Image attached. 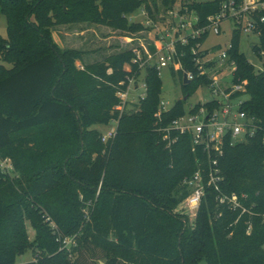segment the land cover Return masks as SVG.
Listing matches in <instances>:
<instances>
[{
	"label": "trees",
	"instance_id": "obj_1",
	"mask_svg": "<svg viewBox=\"0 0 264 264\" xmlns=\"http://www.w3.org/2000/svg\"><path fill=\"white\" fill-rule=\"evenodd\" d=\"M176 0H163L172 6ZM224 0H180V14H192L194 29L220 13ZM147 0H0L7 37H0V264H264V73H256L240 51L233 30L228 54L237 69L234 82L246 81L241 110L255 120L256 132L230 145L218 159L220 192L235 195L240 208L219 204L206 187L191 225L174 214L188 191L183 181L208 167L207 154L192 151L189 135L160 131L183 115L186 100L208 79L198 76L191 49L176 44L174 62L186 100L176 101L160 119L162 81L155 66L140 68L133 50L81 64L83 52L61 51L57 26L93 24L135 33L143 30L128 16ZM264 15V11L262 12ZM264 49V25L261 26ZM218 48V47H217ZM144 72L146 93L137 104L114 110L116 93ZM194 78L183 84V72ZM239 94H236L238 96ZM117 121L102 143L94 126ZM35 231L28 238L25 221Z\"/></svg>",
	"mask_w": 264,
	"mask_h": 264
},
{
	"label": "built area",
	"instance_id": "obj_2",
	"mask_svg": "<svg viewBox=\"0 0 264 264\" xmlns=\"http://www.w3.org/2000/svg\"><path fill=\"white\" fill-rule=\"evenodd\" d=\"M264 0H224L219 14L209 17L208 23L201 29H194L196 22L184 24L182 19L175 29L171 42L157 49L153 54L145 51V56L141 57L139 51H134L136 61H141L140 68L146 64L155 66L158 71L174 64L177 69L180 65L174 62L176 54L175 46L177 43L187 45L189 40H197L202 35L213 34L218 36L222 32L221 25L225 21H231L233 30H238L241 35L254 36L257 38L256 44H251L250 51L255 61H248L256 73H264V49L261 48V26L264 25ZM143 12V11H142ZM177 17V14H172ZM186 15V14H185ZM189 32L181 35L180 32L185 28ZM203 43L197 42L191 49L192 61L197 68L198 76H205L208 79V88L212 98L208 101L198 102L195 105L185 106V112L173 120L167 128L160 131L164 134L163 140L169 141L170 146L176 138L170 140L171 133L179 135H189L191 137L192 151L201 148L207 154L208 167L197 170L192 176L183 181V185L188 191V196L183 201L185 209L196 215V212L205 195L206 187H212L217 192L219 204H225L229 209L240 208L237 197H228L220 192L222 177L218 165V159L223 155V145L227 137L231 139L230 145L242 142L247 137H252L257 129L255 120L246 115L241 110L246 101V81L241 83L234 82V75L237 69L235 61L228 54L231 42L226 49L218 51L205 50ZM155 59V60H153ZM152 61V62H151ZM142 73V72H141ZM186 78L190 82L194 76L190 72L184 71ZM141 74L128 80L124 90L116 93L118 104L114 107L115 111L122 113L128 105L137 104L144 99L146 85L144 76L139 81ZM142 90L138 96H132L136 90ZM236 94H239L236 96ZM171 108V107H170ZM161 100L155 114L156 119H160L162 113L168 109ZM117 125V121H114ZM116 127L102 134V143H107L115 134ZM0 170L7 172L12 170L9 160H0Z\"/></svg>",
	"mask_w": 264,
	"mask_h": 264
},
{
	"label": "rangeland",
	"instance_id": "obj_3",
	"mask_svg": "<svg viewBox=\"0 0 264 264\" xmlns=\"http://www.w3.org/2000/svg\"><path fill=\"white\" fill-rule=\"evenodd\" d=\"M147 2L150 5L152 17L148 16L145 9L137 10L128 16V20L131 23H138L143 26L144 29L138 32L129 33L113 30L104 26L83 23L55 27L52 32L53 39L61 51L74 50L83 52L84 56L82 62H76V67L82 69L80 67L81 64H92L97 61H102L110 55L125 50L139 51L141 57L145 56V51L149 54H153L160 47L164 48L167 46L173 37L177 36V34L173 35V29L177 27L181 19L184 24L195 22L194 15L180 14V0H176L172 6H164L163 0H147ZM172 14H177V17H174ZM221 28L222 32L220 35L215 36L209 34L207 36L202 45L205 50L218 51L228 47L233 31L231 21H225L221 25ZM188 32L189 28L185 27L180 34L184 35ZM0 37H7L6 19L3 15H0ZM253 43H257L256 37L241 35L240 51L250 62L255 61L250 51V45ZM0 65L9 67L1 60ZM172 69L177 71L174 64H169L159 71V76L162 81L161 100L165 103L167 108L172 107L176 101L184 100L185 97L179 84L178 77L176 76L174 79L171 76ZM143 76L144 72L142 71L139 81H142ZM141 92L142 90L138 89L133 92L132 96H138ZM211 98L212 96L208 88L203 86L191 94V97L186 100L185 106L195 105L200 101H208ZM244 98L247 99V97ZM113 127H116V123L111 121L107 126H94V129L101 134H106L108 130ZM4 173L11 176L12 170H8ZM174 214L183 217L184 220L188 219V225L192 224L195 217L192 212L185 209L183 202L175 208ZM25 227L29 240L33 241L35 231L28 220L25 221ZM87 258V260H90V264H94L89 255ZM33 259L34 255L29 250L26 254L17 257L16 264H24ZM97 264L103 263L98 262ZM198 264L206 263L202 260Z\"/></svg>",
	"mask_w": 264,
	"mask_h": 264
},
{
	"label": "water",
	"instance_id": "obj_4",
	"mask_svg": "<svg viewBox=\"0 0 264 264\" xmlns=\"http://www.w3.org/2000/svg\"><path fill=\"white\" fill-rule=\"evenodd\" d=\"M183 84L184 85L189 84V81L186 78V73H183ZM186 99H187V96L184 97V100H186Z\"/></svg>",
	"mask_w": 264,
	"mask_h": 264
},
{
	"label": "crops",
	"instance_id": "obj_5",
	"mask_svg": "<svg viewBox=\"0 0 264 264\" xmlns=\"http://www.w3.org/2000/svg\"><path fill=\"white\" fill-rule=\"evenodd\" d=\"M80 67L82 68V66L80 65Z\"/></svg>",
	"mask_w": 264,
	"mask_h": 264
}]
</instances>
